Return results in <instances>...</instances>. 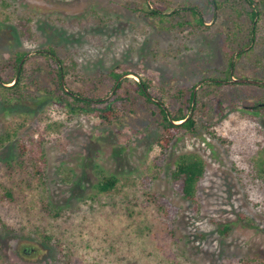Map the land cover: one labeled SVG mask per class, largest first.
Segmentation results:
<instances>
[{
	"label": "rangeland",
	"instance_id": "rangeland-1",
	"mask_svg": "<svg viewBox=\"0 0 264 264\" xmlns=\"http://www.w3.org/2000/svg\"><path fill=\"white\" fill-rule=\"evenodd\" d=\"M153 1L175 7L186 0ZM132 2L0 0V67L19 53L35 52L22 63L34 75L46 67L38 52L52 47L77 62L79 80L74 74L64 79L75 91L90 88L100 74L107 79L115 69L126 70L130 81L138 80L137 72L169 88V97L175 89L195 88L203 77H222L214 71L226 63L217 31L196 39L161 33ZM23 17L31 19L32 39L19 34L17 22ZM219 25L226 31L228 20L221 18ZM255 35V52L264 55V19ZM244 73L261 81L264 68ZM12 75L8 70L3 77ZM216 90L220 98L231 94ZM108 92L99 87L96 96ZM259 93L255 87L236 88V97L248 102ZM174 101L172 109L177 110L180 104ZM67 117L55 102L35 111L17 107L7 112L0 100V134L9 135L0 148V196L4 188L13 194L12 200L0 199V264L264 263V179L256 170L264 156V112L237 106L210 132L178 135L171 161L161 171L152 164L159 153L158 134L146 111H128L112 125L92 115L71 121ZM21 145L25 159L43 156L42 177L31 174L30 158L25 160L29 173L19 168ZM184 153L196 154L205 163L197 215L169 179L175 158ZM102 175L117 178L112 190L98 191ZM147 178L153 179L152 192L179 209L174 238L157 211L142 206ZM220 224L231 226L227 237L219 235Z\"/></svg>",
	"mask_w": 264,
	"mask_h": 264
},
{
	"label": "trees",
	"instance_id": "trees-1",
	"mask_svg": "<svg viewBox=\"0 0 264 264\" xmlns=\"http://www.w3.org/2000/svg\"><path fill=\"white\" fill-rule=\"evenodd\" d=\"M135 10L140 16L148 20L161 33L170 34L178 32L184 34L189 39H196L202 35L217 31L216 40L222 41V51L226 57L223 67H216L222 77H203L200 82L210 79L209 83H203L195 94V103L192 115L184 122L191 109L194 95V87L190 89H175L169 97V88L155 84L150 79H144L137 72L136 81L129 78L122 79L113 93L106 101L117 81L126 73V70L119 72L111 70L105 75L100 74V79L96 83H91L90 88H82L75 91L71 88L70 82L62 78L74 74L77 76V62L73 57L60 56L52 47H47L43 52L39 51L38 56L46 60V67L39 68L38 72L31 75L26 68L19 64L27 53H19L14 59H10L0 67V100L4 104L7 112L13 108L23 107L35 111L39 106L48 102H55V105L63 107L67 113V120L71 121L82 115H92L98 118L101 124L112 125L120 121L128 111L140 108L142 113L150 116L151 123L157 127L156 145L159 153L152 160L156 171L164 169L171 161V146L178 135H197L201 129L210 132V129L219 124L237 106H242L247 110L260 114L264 112V85H246L217 82L216 80L229 81L235 78H247L244 69L256 71L257 67L264 68V55L255 52L256 31L259 23L264 19V0H204L202 4L186 0L175 7L157 5L153 0H133ZM137 6V7H136ZM228 20L227 30L220 29V19ZM31 19L29 17L19 18L17 26L19 34L23 39H32L30 28ZM226 29V28H225ZM236 55V56H235ZM36 57V56H33ZM208 67V63H204ZM205 66V67H206ZM13 73L12 76H5L7 71ZM207 68L201 70L204 74ZM37 73H39L37 75ZM16 77L18 79L15 81ZM90 79L86 77V80ZM264 82V77L259 78ZM15 81V82H14ZM83 81V79H82ZM81 81V82H82ZM86 82V81H84ZM99 87L108 88L105 97L96 96ZM237 87H255L260 90L255 100H244L236 97ZM225 89L231 94L218 95V90ZM223 98V99H222ZM173 99L180 104L177 110L172 109ZM167 101V104H166ZM174 101V102H175ZM29 102V105H25ZM7 138L0 134V148ZM25 147L21 145V152L18 166L21 171L29 173L26 159L32 162V173L40 178L44 172V158L37 154L33 157H24ZM257 176L264 179V156L258 158L256 164ZM205 174V163L203 159L193 153L180 154L173 162V168L169 172V179L175 192L183 200L190 203L193 215L200 211V203L197 196V189ZM115 176H104L97 185L99 192L112 190L117 184ZM144 203L143 207L152 206L160 215V222L168 236H175V221L179 214V209L173 206L169 200L159 193L152 192L153 179H144ZM13 199L10 189L4 188V193L0 199ZM47 210V207H43ZM50 212L49 210H47ZM240 218H246L241 215ZM231 226L220 224L217 228L221 237H227L231 232ZM250 264V263H248ZM261 264H264L263 262Z\"/></svg>",
	"mask_w": 264,
	"mask_h": 264
},
{
	"label": "water",
	"instance_id": "water-1",
	"mask_svg": "<svg viewBox=\"0 0 264 264\" xmlns=\"http://www.w3.org/2000/svg\"><path fill=\"white\" fill-rule=\"evenodd\" d=\"M41 52H43V51H41ZM35 52H29V53H27L24 57H23V59L21 60V62H20V64H19V69L22 67V63L24 62V60L27 58V57H29L30 55H32V54H34ZM125 77H127V75H123L118 81H117V83H116V85L114 86V88H113V90L110 92V94L107 96V97H105L103 100L104 101H106V100H108L112 95H113V93L115 92V90H116V88H117V85H118V83L123 79V78H125ZM18 79V77H16V79H15V81ZM14 81V82H15ZM205 83H209L210 82V80H206V81H204ZM204 82H200V83H198L196 86H195V88H194V95H193V99H192V103H191V109H190V113H189V115H188V117L185 119V120H183V121H181V122H184V121H186L187 119H189L190 118V116L192 115V111H193V107H194V103H195V94H196V91H197V89L204 83ZM217 82H224V81H220V80H217ZM228 83H236V84H251V85H264V82H262V81H258V80H254V79H247V78H234V77H232L229 81H227ZM62 85H63V87H65V85H64V79L62 78Z\"/></svg>",
	"mask_w": 264,
	"mask_h": 264
}]
</instances>
